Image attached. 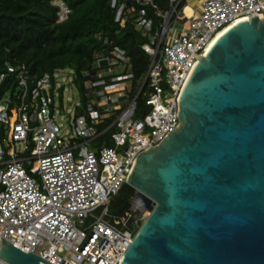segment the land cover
Returning <instances> with one entry per match:
<instances>
[{
  "label": "built area",
  "instance_id": "built-area-1",
  "mask_svg": "<svg viewBox=\"0 0 264 264\" xmlns=\"http://www.w3.org/2000/svg\"><path fill=\"white\" fill-rule=\"evenodd\" d=\"M134 1L151 3L161 18L154 33L144 9L137 18V28L150 38L146 74L136 80L121 47L96 54L84 81L83 113L81 96L73 116L65 104L67 91L80 95L72 69L31 80L36 75L26 64L8 63L0 73V88L7 77L16 79V91L0 100V246L2 236L51 264H120L149 214L135 197L124 215L109 212L133 160L178 125L181 89L207 45L235 21L264 12V0H199L196 6L169 0L166 10L152 0ZM55 3L59 21L65 20L70 8ZM125 6L117 20L124 21ZM140 95L149 109L136 118ZM112 129L108 146L103 135ZM0 264L9 263L0 257Z\"/></svg>",
  "mask_w": 264,
  "mask_h": 264
},
{
  "label": "water",
  "instance_id": "water-1",
  "mask_svg": "<svg viewBox=\"0 0 264 264\" xmlns=\"http://www.w3.org/2000/svg\"><path fill=\"white\" fill-rule=\"evenodd\" d=\"M177 117L124 177L149 214L118 262L264 264V12L207 45L181 89ZM0 257L51 264L2 236Z\"/></svg>",
  "mask_w": 264,
  "mask_h": 264
},
{
  "label": "trees",
  "instance_id": "trees-1",
  "mask_svg": "<svg viewBox=\"0 0 264 264\" xmlns=\"http://www.w3.org/2000/svg\"><path fill=\"white\" fill-rule=\"evenodd\" d=\"M56 0H0V73L6 71L8 63H24L33 66L36 80L47 72L72 69L74 83L80 91L84 112L87 97L84 81L87 73L95 66L98 53H110L118 46L126 51L132 64L136 80L143 79L150 63V55L144 45L150 42L149 35L137 28L141 9L152 20L155 32L161 23L156 8L151 3L140 4L134 0H60L66 3L70 12L59 21L60 7ZM161 10L169 8V0H152ZM126 4L123 20H117L119 7ZM184 6L182 3L181 7ZM16 91L15 76L7 77L0 88V99ZM136 91L132 93V97ZM146 96L137 98L134 116L142 117L149 109ZM111 119L105 122L107 127ZM108 130L103 140L113 144ZM136 190L124 183L113 196L109 209L113 217H120L131 207Z\"/></svg>",
  "mask_w": 264,
  "mask_h": 264
},
{
  "label": "rangeland",
  "instance_id": "rangeland-1",
  "mask_svg": "<svg viewBox=\"0 0 264 264\" xmlns=\"http://www.w3.org/2000/svg\"><path fill=\"white\" fill-rule=\"evenodd\" d=\"M2 102H5L7 100V94L4 95L1 99ZM80 101V95L76 89H71L70 91L66 92L65 95V104L67 108L71 110L72 116L75 113V104H77ZM109 212L111 213V208L109 209ZM97 213H100V210L97 211Z\"/></svg>",
  "mask_w": 264,
  "mask_h": 264
},
{
  "label": "crops",
  "instance_id": "crops-1",
  "mask_svg": "<svg viewBox=\"0 0 264 264\" xmlns=\"http://www.w3.org/2000/svg\"><path fill=\"white\" fill-rule=\"evenodd\" d=\"M199 0H190V4L196 6Z\"/></svg>",
  "mask_w": 264,
  "mask_h": 264
},
{
  "label": "bare ground",
  "instance_id": "bare-ground-1",
  "mask_svg": "<svg viewBox=\"0 0 264 264\" xmlns=\"http://www.w3.org/2000/svg\"><path fill=\"white\" fill-rule=\"evenodd\" d=\"M186 12H187L188 14H190V13H191V8H190V7H187V8H186Z\"/></svg>",
  "mask_w": 264,
  "mask_h": 264
}]
</instances>
